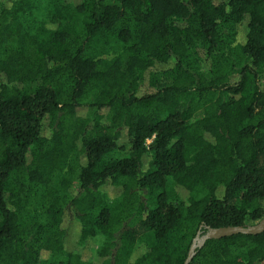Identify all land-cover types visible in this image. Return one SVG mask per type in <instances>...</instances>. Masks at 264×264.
Masks as SVG:
<instances>
[{
	"label": "trees",
	"instance_id": "1",
	"mask_svg": "<svg viewBox=\"0 0 264 264\" xmlns=\"http://www.w3.org/2000/svg\"><path fill=\"white\" fill-rule=\"evenodd\" d=\"M263 217L264 0H0V264H184Z\"/></svg>",
	"mask_w": 264,
	"mask_h": 264
},
{
	"label": "water",
	"instance_id": "2",
	"mask_svg": "<svg viewBox=\"0 0 264 264\" xmlns=\"http://www.w3.org/2000/svg\"><path fill=\"white\" fill-rule=\"evenodd\" d=\"M263 231H264V217L261 220H259L257 223L251 224V225L227 226V227H220V228L207 227V232H205L201 236L200 234H198L195 237L184 264H190V262L192 261L193 257L196 254V251H195L196 245L198 244L199 247H202L208 239L221 238V237L231 236V235L239 234V233L258 234Z\"/></svg>",
	"mask_w": 264,
	"mask_h": 264
},
{
	"label": "rangeland",
	"instance_id": "3",
	"mask_svg": "<svg viewBox=\"0 0 264 264\" xmlns=\"http://www.w3.org/2000/svg\"><path fill=\"white\" fill-rule=\"evenodd\" d=\"M245 29H246V25H245ZM141 88L148 92H152L154 90V88L149 86L147 81L141 83ZM199 114L200 113H198V115ZM123 154L124 152H116L115 155L121 157ZM102 240H103V236L97 235L96 237L89 239L85 243H78L77 241H75L71 244L70 249L78 253L83 260L96 261L98 259L97 250L100 244L102 243Z\"/></svg>",
	"mask_w": 264,
	"mask_h": 264
}]
</instances>
